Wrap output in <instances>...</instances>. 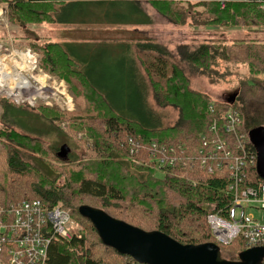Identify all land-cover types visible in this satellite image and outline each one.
Instances as JSON below:
<instances>
[{"label":"trees","instance_id":"16d2710c","mask_svg":"<svg viewBox=\"0 0 264 264\" xmlns=\"http://www.w3.org/2000/svg\"><path fill=\"white\" fill-rule=\"evenodd\" d=\"M8 1L10 20L14 19L24 27L75 21L72 16L66 17V14H71L74 6L84 3L101 9L102 19L109 22L111 6L119 9L120 5L118 0ZM148 1L172 24L180 26L184 24L183 26L189 27L193 34H187L189 40L175 42L173 48L150 39L135 44V58H126L127 63L106 68L110 74L107 79L102 80L98 77L101 71L92 68L93 64L78 59L77 53L70 45L75 44L74 42L61 43L47 40L40 44L31 41V46L28 45L40 55V67L46 73L65 80L75 104L82 97L85 98L87 106H83L85 109L82 113L63 110L56 105L18 106L8 100L4 102L2 99L5 98L0 97V106L4 112L9 108H21L58 125L66 122L67 131L77 135V139L79 133L91 137L84 130L86 125L84 121L88 118L86 108H88L89 115L101 126L104 134L102 138L108 140V144L102 142V146L99 147L109 159L83 156L85 163L80 168L75 167L70 172L60 173L67 182L64 187L53 186L54 189H51L43 184V186L32 185V188L26 189V184L20 182L23 175L21 172L30 171L33 167L25 160L24 153L33 151L39 156H47L49 151L55 154L53 152L55 149H50L37 136L6 124L2 116L0 208L40 199L48 207L60 206L67 210L72 220L74 214L86 220L99 242V246H96L99 254L94 256L91 252L93 238L87 237L83 232H74L72 229L71 238L56 239L51 244L47 264H125L130 259L102 242L94 225L80 213L84 205L100 208L112 217L143 230L163 232L182 244L215 242L208 223V215L213 210H215L213 212H226L233 201L229 189L230 171L225 167V163L221 167H216L213 173L199 162H190L186 166L179 162L174 165L166 164L159 170L155 162L150 159L147 150L142 147L145 144L144 140L156 139L166 145L182 142L189 150L186 154L191 155L194 148L199 147L200 144L202 146L201 139L203 135L209 133V127L214 120L218 121L222 136H226L224 122L228 111L233 109L240 112L241 131L249 132L264 126V118L258 115L263 112L264 106L262 109L253 110L259 117L251 121V126L255 125L252 128L247 126L249 124L247 120L250 119L244 114L246 108L244 103L248 98L256 99L258 92H264L262 82L252 79L242 84L241 97L239 98L240 93L237 90L236 99L232 102V98L230 101L216 100L210 93L198 89L196 85L193 86L190 77L198 75L209 84L217 83L215 75L220 71V61L235 66L242 64L250 72L264 74V8L261 4L255 0ZM126 4L130 6L134 3L128 1ZM174 5H180L183 9V18L180 21L175 20L180 13L174 10ZM137 6L145 12L141 1L138 0ZM81 22L85 20L81 19ZM88 23L90 22L86 24ZM209 28L215 33L221 29L236 28L259 32L257 36L247 39L218 40L211 38V34L207 32ZM203 34L208 35L204 37ZM163 57L175 61L171 67L170 77L167 76ZM159 78L167 80L166 86L159 82ZM106 86L107 89H103ZM150 97L158 108L168 105L177 108L178 119L170 124L165 123L164 120L167 119H164L162 114L148 102ZM194 131L196 133H193ZM188 134H192L191 139ZM195 136H200V141L196 145L193 143ZM129 137H134V144L127 142ZM83 139L88 143L87 138ZM89 145L93 147V143ZM59 159L69 166L79 164L82 158ZM110 166H116L115 168L121 172L123 178L121 181L113 179L111 172L114 169ZM244 174L246 181L251 184L261 176L257 165L246 168ZM71 180L78 184L72 189L73 193L86 196L82 201L78 202L77 199L66 195ZM109 181H114L115 184L109 185L107 183ZM123 181H130L131 185L121 186ZM121 188L129 189V205L118 214H113L108 210V206L112 205L111 199L127 200L118 196ZM169 191L174 193L170 196ZM110 193L111 197L108 196ZM205 204H210L208 211L203 208ZM197 214L203 216L200 224H197L199 222L196 219ZM219 246L222 257L232 261L239 260L240 254L246 249V245L241 240H235L228 246L220 244ZM73 254L76 259L73 258Z\"/></svg>","mask_w":264,"mask_h":264},{"label":"rangeland","instance_id":"374dc122","mask_svg":"<svg viewBox=\"0 0 264 264\" xmlns=\"http://www.w3.org/2000/svg\"><path fill=\"white\" fill-rule=\"evenodd\" d=\"M128 1H132V3L134 4L128 6L126 4ZM139 1H141L145 12H142L141 9L137 6L138 0H118V2H120L119 9L111 6V10L108 15L110 20L109 22L102 19L101 15L103 14V11L101 9H99L95 5H88L84 3L82 5L74 6L71 14H66V17L72 16L75 21H65L46 25L43 24L40 27L35 25H27L24 27L14 19L13 21L10 20L9 1L0 0V12H3L2 15H0V43L6 44L7 46L12 45V47L15 49H23L30 48L31 41H37L40 44H43L47 40L61 43L74 42L75 44L70 45L71 48L77 53L78 59L87 60L88 62L86 63L93 64L92 68H94L95 70L96 68L100 69L101 74L98 77L104 80L107 79V77L110 75L107 72L106 68H111L110 66H120L121 63L125 62L126 58H135V44L144 43L147 41V39H150L166 45L169 48H173V46H175V42H180L181 40L187 39L184 38L183 33H186L188 35L193 34L192 30L190 29L186 32L180 31V25H173L168 18L155 10L150 5L151 2L149 3L148 0ZM58 4L60 3L58 2ZM174 10L180 13L178 15V18H175V20L180 21L183 18V9H181L180 5H174ZM81 19H84L85 22H81ZM87 22L90 23L86 24ZM141 22H143V24H141ZM6 25H8V27ZM173 27H175V29H173ZM213 31L209 28L207 32L211 34V38H215L218 40L247 39L257 36L259 32L243 28L230 30L221 29L216 33ZM207 35L203 34L204 37H206ZM28 45L30 46L28 47ZM163 58L166 62L167 76L170 77L172 75L171 67L173 64H175V61L172 62L168 57ZM219 69V73L215 75V77L217 78V81L215 82L217 83L213 85L209 84L208 82L203 81L201 77L197 75L190 76L192 85H196L195 87H197L198 89L210 93L216 100L230 101L229 98H231L237 92V90L240 93L239 98L241 97L242 93L240 91V87L242 84H246L252 79L260 81L264 84V74L261 75V73L255 74L252 71L250 72L249 69L244 67V65L242 64L235 66L220 61ZM187 70L189 71L188 67ZM228 71H231V73H228ZM37 75H41L40 78L44 76L42 72L38 73ZM112 79L113 78H111V80ZM159 82H161L163 86H166L167 84L166 79L159 78ZM95 83L97 84V82ZM248 86L252 85L248 84ZM103 89H107V86L103 87ZM257 95L258 97L256 99L249 97L248 101L244 103L246 106L245 111L243 110L244 114L246 118L250 119L247 120L249 124H246L251 128L255 126H251V121L255 118H258V115L264 118V110L261 114L258 115L253 111L255 108L262 109V106H264V92H258ZM248 96L251 95L248 94ZM1 98L6 99H2L4 100V102L10 101L13 103V101L7 97ZM148 102L153 108H155L159 113L162 114V117H164V119H167L164 120L165 123L170 124L178 119L179 110L174 106L168 105L163 108H158L152 97H150ZM83 106L86 107L87 104L85 102V98L82 97L77 102V104L74 105L73 110L75 111V113H82L85 109L83 108ZM86 110L88 118L86 121H84L86 122L84 130L91 137H87V134L85 135L83 133H79L83 134V137H79L78 134V140L77 135L75 136L70 133L69 130L67 131V127H63L62 125H58L49 120H46L36 113H31L32 111L28 112L21 108H9L6 112H4V110L0 106V124L2 123L3 116V120L6 122V124L12 125L24 132L37 136L38 138L42 139L50 149H55V151H53L55 154H52L49 151V155L47 156H39L33 151L24 153L25 160L28 161L29 165L33 167L32 170L30 168V171L21 172V174L23 175L20 178V182L26 184V189L32 188V185L43 186V184L47 187H50L51 189H54L52 188L53 186L62 188L66 185L67 182L65 181V178H62L60 173L62 171L70 172L75 167L80 168V166L85 163V161L83 160V156H91L93 158L102 159L108 158V155L103 153L99 147V145L102 146V142L108 144V140L102 138L104 134L101 130L100 124H97L98 122L96 120H93L92 116L89 115L88 108H86ZM90 130L91 132H89ZM193 133L196 132L194 131ZM191 136L192 134L190 135V139ZM83 138H87L88 143L85 142ZM202 140L203 139H201V141ZM199 141L200 136L193 137L194 145H196ZM64 143L69 145V148L72 149L70 154L71 159L82 158L79 164L67 166L59 159V156L57 157L59 147ZM92 143L93 147L89 145ZM200 148L201 144L199 147L194 148L191 153L192 156H196ZM110 167H112L111 169H114V171L111 172L113 179L121 181L123 179L121 176V172L115 168L116 166ZM71 181L72 182L69 185V189L66 190V195L77 199L78 202L82 201L86 196L76 195L75 192L73 193L72 189L75 188L78 184L73 180ZM107 183L109 185L115 184L114 181H109ZM130 185V181H123L121 183V186ZM173 193V191H169L170 196ZM129 194L130 193L128 188H121V193L119 192L118 196L124 197L127 200L119 201L111 199L112 205L108 206V210L113 214H118L125 206L129 205ZM111 195L112 194L110 193V195L108 196L111 197ZM203 208H206V210L208 211L210 209V204L203 205ZM247 213H255L256 215H259V211L253 207L247 208ZM73 217V223L72 225H70L69 229L71 231L73 229L74 232L77 231V233L83 232L87 237H92L93 241L96 244L93 242V249L91 252H93L94 256H97L99 254V250L97 248L99 246V242L95 238L94 232L91 230L86 220H84L77 214H74ZM196 219L199 220L197 224H200L202 223L203 216L197 214ZM192 229L193 228H191V230ZM182 232L184 231L182 230ZM73 258L76 259L75 254H73Z\"/></svg>","mask_w":264,"mask_h":264},{"label":"built area","instance_id":"2783aa9c","mask_svg":"<svg viewBox=\"0 0 264 264\" xmlns=\"http://www.w3.org/2000/svg\"><path fill=\"white\" fill-rule=\"evenodd\" d=\"M255 1L264 8V0ZM39 61L40 55L31 48L15 49L0 43V97H7L17 105H56L72 111L74 99L67 83L45 73ZM40 72L44 74L41 78L37 75ZM241 126L240 112L234 109L226 115V136H222L218 121L214 120L209 133L203 135V145L196 156L187 155L189 150L182 143L166 145L146 139L142 147L159 170L166 164L179 162L186 166L199 162L213 173L225 163L230 171L233 201L226 212L213 210L208 215L212 237L225 246L241 240L247 248L264 247V180L259 177L253 184L246 181L244 171L257 165V151L248 132L240 130ZM127 142L134 144V137L127 138ZM249 207L257 209L259 215L247 213ZM72 223L67 210L48 207L40 199L0 208V264H47L51 244L56 239L72 237L69 229ZM125 264L144 263L130 258Z\"/></svg>","mask_w":264,"mask_h":264},{"label":"water","instance_id":"95a60500","mask_svg":"<svg viewBox=\"0 0 264 264\" xmlns=\"http://www.w3.org/2000/svg\"><path fill=\"white\" fill-rule=\"evenodd\" d=\"M235 99L236 95L231 101ZM250 136L257 150V169L264 179V127L251 130ZM70 151L71 148L64 144L58 156L66 160ZM80 213L94 225L105 245L141 263L264 264V247L249 248L240 254L239 260L232 261L222 257L220 247L214 242L182 244L163 232L143 230L88 205L82 206Z\"/></svg>","mask_w":264,"mask_h":264},{"label":"crops","instance_id":"0c3cea01","mask_svg":"<svg viewBox=\"0 0 264 264\" xmlns=\"http://www.w3.org/2000/svg\"><path fill=\"white\" fill-rule=\"evenodd\" d=\"M173 25H175V24H173ZM184 24H181V30L180 31H184V32H186L187 30L186 29H190L189 27H184L183 26ZM173 29H175V27H173ZM183 36H184V38H187L186 40H189V37L187 36V34L186 33H183ZM186 40H184V41H186Z\"/></svg>","mask_w":264,"mask_h":264},{"label":"flooded vegetation","instance_id":"af4514ba","mask_svg":"<svg viewBox=\"0 0 264 264\" xmlns=\"http://www.w3.org/2000/svg\"><path fill=\"white\" fill-rule=\"evenodd\" d=\"M234 95H236V93H235ZM234 95H233L232 97H234ZM232 97H231V98H232ZM231 98H230V99H231ZM64 144H65V143H64ZM64 144H62V145L59 147V151L61 150V148H62V146H63Z\"/></svg>","mask_w":264,"mask_h":264},{"label":"bare ground","instance_id":"6f19581e","mask_svg":"<svg viewBox=\"0 0 264 264\" xmlns=\"http://www.w3.org/2000/svg\"><path fill=\"white\" fill-rule=\"evenodd\" d=\"M180 143H182V142H180ZM166 144V143H165Z\"/></svg>","mask_w":264,"mask_h":264}]
</instances>
